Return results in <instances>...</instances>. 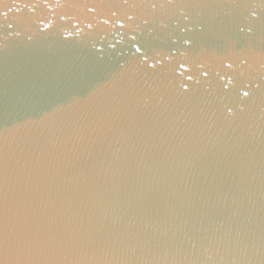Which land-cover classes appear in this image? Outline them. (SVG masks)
Here are the masks:
<instances>
[{"label": "water", "instance_id": "95a60500", "mask_svg": "<svg viewBox=\"0 0 264 264\" xmlns=\"http://www.w3.org/2000/svg\"><path fill=\"white\" fill-rule=\"evenodd\" d=\"M0 264H264V0H0Z\"/></svg>", "mask_w": 264, "mask_h": 264}, {"label": "snow or ice", "instance_id": "6c2138e0", "mask_svg": "<svg viewBox=\"0 0 264 264\" xmlns=\"http://www.w3.org/2000/svg\"><path fill=\"white\" fill-rule=\"evenodd\" d=\"M245 95H247V93H245Z\"/></svg>", "mask_w": 264, "mask_h": 264}]
</instances>
